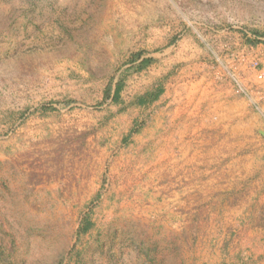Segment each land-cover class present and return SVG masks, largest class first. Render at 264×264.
Segmentation results:
<instances>
[{"label":"rangeland","instance_id":"obj_1","mask_svg":"<svg viewBox=\"0 0 264 264\" xmlns=\"http://www.w3.org/2000/svg\"><path fill=\"white\" fill-rule=\"evenodd\" d=\"M240 40L264 0H0V264H264V71L185 105Z\"/></svg>","mask_w":264,"mask_h":264},{"label":"crops","instance_id":"obj_2","mask_svg":"<svg viewBox=\"0 0 264 264\" xmlns=\"http://www.w3.org/2000/svg\"><path fill=\"white\" fill-rule=\"evenodd\" d=\"M263 47V46H261ZM261 47L255 46V48L248 46L246 43H242L240 40V45L235 50L236 61L233 59L228 60L230 65V73H229V83L232 85V88L229 85H225L224 89L216 90V81L215 78H211V74H208L207 77L199 76L197 79V83L194 84L192 89V98L191 101L193 103H185V105H191L195 107H200L203 103H206L207 110V118L203 116V122L200 121L197 125L204 126L206 119L208 127H215L216 122L223 123L226 118L230 117V107L233 103H255L258 100V93H255L254 90H257L258 87H254L249 89L246 87L247 81L254 82V76L257 79H262L264 66L261 65L260 73L261 75H256L254 70H250V74L247 72V64H250V61L256 60L257 57L260 56V52L262 50ZM258 68V63L254 69ZM248 73V76H247ZM252 73H254L252 75ZM253 77V78H252ZM207 80L208 90L207 96L205 95V90L201 88V80ZM210 86V84H212ZM234 85V86H233ZM235 89V90H234ZM192 123L195 124V121ZM180 131V130H179Z\"/></svg>","mask_w":264,"mask_h":264}]
</instances>
